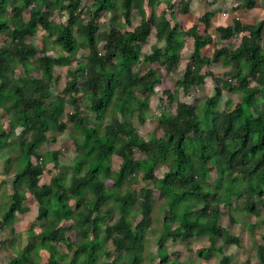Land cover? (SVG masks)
<instances>
[{"label":"trees","instance_id":"16d2710c","mask_svg":"<svg viewBox=\"0 0 264 264\" xmlns=\"http://www.w3.org/2000/svg\"><path fill=\"white\" fill-rule=\"evenodd\" d=\"M90 2L87 19L82 9L84 0H0V35L7 38L0 45V108L9 115L11 128L30 134L29 140L22 143V163L15 174L14 192L9 197L4 222L11 224L15 214L24 210L27 195L20 186L37 201L38 219L44 221L36 244L20 251L10 264H37L32 255L37 256L43 249L49 252L47 264L68 262V254L58 252L60 243L70 251L76 249L69 264H143L147 234L154 232L153 218L162 209L163 233L158 241L163 253L161 264H180L168 260V239L186 242L207 237L210 245L199 255H224L223 246L217 245L218 238L223 245L240 246L241 239L222 227L221 221L225 208L230 210L233 223L235 210L259 216L262 211L258 201L264 208V20L244 24L235 19L232 26L218 27L222 40L240 38L235 49L223 46L214 51L215 59L229 68V79L217 80L216 97L209 98L203 110L178 103L175 115L159 120L163 135L146 140L128 118L145 113L143 98L155 93L161 78L154 69L144 76L134 71V65L142 62V44L155 29L157 42L144 60L159 64L172 74L187 37L193 39L192 60L211 65V59L202 56V50L213 43V37L199 34L197 25L185 36L181 34L172 12L176 8L173 0ZM162 3L166 9L156 15L157 5ZM190 3L191 0H181L178 11L190 14ZM256 6L257 0H241L239 5L244 10ZM7 8L12 16H3ZM133 11L142 15V21L132 31L112 25L106 32L101 31L102 13L131 25ZM168 11L172 12L174 24L167 17ZM56 13H60L63 22H52ZM213 16L208 12L201 22L209 27ZM75 29L89 49L76 69L72 68L79 50ZM41 30L56 37L63 53L50 55L45 51L37 61L41 78L12 77L10 68L15 65L30 73V59L37 57L38 48L27 43V39ZM162 43L165 48L160 46ZM57 67H68L64 93L69 111L53 99ZM207 77V73L189 64L176 91L164 94L173 102L178 92L202 86ZM237 85L242 88H236ZM225 89H235L241 99L233 109L217 112V100ZM118 107L121 118L117 117ZM92 115L95 119L89 124ZM69 124L73 125L71 133L79 142L84 163L71 177L58 174L50 184H40L48 165L60 167L61 154L56 150L41 155L38 150L42 144L55 143L69 132ZM156 153L169 166L162 178H155L147 168L148 160ZM114 156L121 159L118 171L112 170ZM209 171L217 173L212 181L207 177ZM138 173H143L154 187L131 188L128 183ZM155 191L160 192L159 197ZM160 199L164 200L162 207L155 208ZM71 200L75 209L69 205ZM116 212L119 218L110 223ZM72 231L74 242L68 236ZM110 241L117 257L108 251ZM257 255L264 264V244L259 246ZM101 256L107 260L103 261ZM222 262L229 264L230 257L224 255Z\"/></svg>","mask_w":264,"mask_h":264},{"label":"rangeland","instance_id":"374dc122","mask_svg":"<svg viewBox=\"0 0 264 264\" xmlns=\"http://www.w3.org/2000/svg\"><path fill=\"white\" fill-rule=\"evenodd\" d=\"M176 8L172 11L175 13L176 22L179 25L180 33L185 34L195 25L198 27V32L201 35L210 34L213 37V43L202 50V56L211 59V65H206L199 61H194L191 58L193 39L190 37L185 38V46L182 51L178 67L172 74H168L164 67L159 64H151L145 62L144 58L149 56L153 52V46L156 44V31L152 30L146 43L142 44V62L134 65L133 69L140 76H144L149 69H154L158 76L161 78V84L155 88V93L147 97H142L143 102L146 104V111L144 114L137 113L133 118H128L131 124H133L141 137L148 140L152 136L160 138L162 133V127L159 125V120L164 119L166 116L175 115L178 103H187L198 107L203 110L206 101L209 98L216 97V87L218 86L217 80H227L229 77L226 75L229 68L225 67L221 60H217L214 57L215 49L226 46L230 49H235L240 44V38H232L228 41L221 39L218 32V27L232 26L235 19L240 20L244 24H256L264 20V0H257L256 8L252 10H244L239 7L241 0H191L190 14L182 15L178 11L181 0H173ZM90 0H84L82 9L85 18L88 19L90 7ZM166 9V4L162 3L156 7V15H159ZM149 12V11H148ZM172 12L168 11V19L172 24L175 21L171 18ZM208 12L214 13V16L210 20V26L207 27L201 18ZM131 25H125L123 19L112 20L111 14L102 13L100 16V29L103 32L109 30L110 25L119 26L123 31H132L140 25L142 21V15L138 11H133ZM3 16H12L10 8H7L3 12ZM25 19H28V13L25 12ZM60 13L52 18L54 24L63 22ZM79 45L77 55L72 60V68L76 69L79 62H84V57L88 55L89 49L83 44L82 36L79 35L76 29L73 31ZM5 35H0V45H3L6 40ZM264 39V35H263ZM27 43L33 44L38 48V54L36 58L30 59L31 71L26 74L23 66L15 65L10 68V75L18 78L19 76L26 75L29 78H41L42 73L38 66V59L41 58L46 52L50 55H58L63 53L57 39L54 35L39 31L35 37L28 38ZM161 47L165 48L162 43ZM46 51V52H45ZM192 65L195 68L201 70L202 73H207L205 84L196 87L188 92H178L173 102H169L165 91L174 93L177 89L179 79L184 75L187 65ZM68 67H57L55 69V79L57 82L52 87L53 99L66 105V110L69 111L68 97L64 93V88L67 80ZM220 86V85H219ZM236 88H242V85H237ZM241 99L240 93L235 89L223 90V95L217 100L215 110L217 112H223L234 108L236 103ZM117 117L121 118L120 107L117 108ZM89 124L93 123L95 115L91 116ZM10 117L4 109L0 108V264H10L13 259L20 254V251L25 249L29 245L36 244V235L40 234L43 228L44 221L38 219V203L31 196L29 191L20 186V189L27 195V200L24 202L23 211L15 214V217L11 224L4 222V214L9 204V197L14 192V180L15 174L21 166V147L22 143L29 140L30 134H24L20 128H11ZM70 131L64 133L58 138L55 143H44L39 148L38 152L41 155L47 154L50 151H60V167L55 169L52 164L48 165L46 171L41 177L40 184H50L52 177L58 174H65L68 177L78 169V167L84 163V155L79 151V142L71 133L73 125L69 124ZM139 158L145 159L146 157L140 156ZM121 164V159L117 156L112 158V170L118 171ZM147 168L151 171L155 178H162L168 171L169 166L163 161L159 154L151 155L148 160ZM217 176L215 171L207 172L209 181H212ZM112 182H109L111 185ZM128 185L134 190H139L143 187L153 188L154 183L145 179L143 173L131 180ZM128 187V186H126ZM156 196H160L159 191H155ZM155 208L162 207L164 200H156ZM69 205L72 209H75L74 201H69ZM238 204L236 203L235 206ZM241 207L242 205L239 204ZM258 208L261 209L259 216H248L235 210L233 215L236 218V222L233 223L229 217L230 210L225 208L224 216L221 221V226L228 229L233 235L241 239V245H223V241L218 238L217 245L223 246L224 255L230 257L229 264H261L258 259V248L264 244V208L263 203L258 201ZM165 214L164 209L160 211L158 217H154L152 221L153 233H148L143 249V264H161L163 259V253L158 244L159 237L163 233V216ZM120 214L115 213L112 218L109 219L110 223L115 222L119 218ZM67 226L70 223H64ZM68 236L72 242L76 241L74 232H68ZM94 243V242H93ZM210 245L209 239L203 237L197 240L191 241H177L165 240V246L168 249V260L178 261L180 264H223V254L220 253H206L199 255V251L208 248ZM108 251L111 252L113 257H117L118 253L114 251L112 242H108ZM75 248L71 251L67 248L66 244H58V252L62 254H68L69 261L74 259ZM34 261L37 264H47L49 259V252L45 249L40 250L38 255L36 253L32 255ZM103 261L107 258H101ZM68 261V262H69ZM68 262H62L61 264H69ZM77 264H80L79 262Z\"/></svg>","mask_w":264,"mask_h":264}]
</instances>
